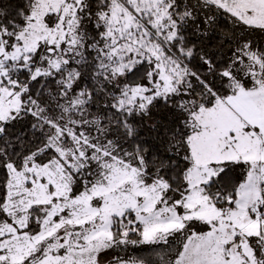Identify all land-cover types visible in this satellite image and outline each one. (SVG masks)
<instances>
[{"label": "snow or ice", "instance_id": "1", "mask_svg": "<svg viewBox=\"0 0 264 264\" xmlns=\"http://www.w3.org/2000/svg\"><path fill=\"white\" fill-rule=\"evenodd\" d=\"M0 264H264V0H0Z\"/></svg>", "mask_w": 264, "mask_h": 264}]
</instances>
